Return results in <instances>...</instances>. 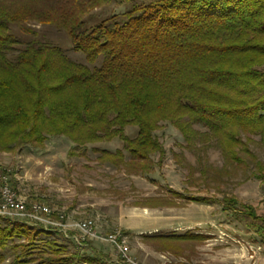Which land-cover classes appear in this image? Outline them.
Returning a JSON list of instances; mask_svg holds the SVG:
<instances>
[{
    "label": "trees",
    "instance_id": "1",
    "mask_svg": "<svg viewBox=\"0 0 264 264\" xmlns=\"http://www.w3.org/2000/svg\"><path fill=\"white\" fill-rule=\"evenodd\" d=\"M110 5L124 10L94 22V12ZM31 23L64 32L86 64L39 41ZM12 26L32 36L21 49ZM162 123L178 129L189 146L214 141L230 166L251 159L264 177L251 140L243 141H264V0H0V153L65 137L72 143L68 156L81 157L89 146L117 138L123 146L115 151L92 148L96 160L144 177L164 160L156 135ZM129 127L137 128L133 138ZM170 193L143 205L212 201ZM223 209L240 214L264 240V217L252 206L225 197ZM141 236L182 259L171 264H192L196 246L211 238L199 231ZM72 240L0 217V264L7 250L14 255L8 264H108Z\"/></svg>",
    "mask_w": 264,
    "mask_h": 264
},
{
    "label": "rangeland",
    "instance_id": "2",
    "mask_svg": "<svg viewBox=\"0 0 264 264\" xmlns=\"http://www.w3.org/2000/svg\"><path fill=\"white\" fill-rule=\"evenodd\" d=\"M124 8L110 5L94 12V22ZM37 39L61 47L73 61L85 63L82 53L73 50L68 36L50 25L31 23ZM24 47L32 36L12 26ZM17 51L9 53L15 59ZM98 63L97 65H99ZM195 130L205 128L194 125ZM133 138L136 127L126 129ZM156 135L164 149V160L147 176L126 174L109 164L96 160L92 148L115 151L122 148L120 139L89 146L86 156L69 157L72 143L65 137H52L42 148L23 146L9 153H0V175L7 174L12 186L29 202L43 203L52 209L53 221L69 228L70 236L81 241L73 243L83 253L102 254L108 264H118L121 255L114 244L105 241L108 234L120 231L129 246V257L140 264H171L182 261L166 252H158L142 239V234H169L194 231L210 235V239L195 248L192 264H264V240L249 230L240 214L223 209L225 197L252 206L264 217V177L255 162L247 165H228L214 141L198 139L190 145L181 132L169 123H162ZM257 161L264 165V141L260 136L243 137ZM241 156L244 155L241 153ZM158 163V156L154 157ZM194 169L189 175L188 167ZM175 190L189 197H207L212 201L199 203L175 198L176 206L149 207L143 205L152 197L168 195ZM96 223L97 236H86L74 230L83 220ZM71 228V229H70ZM5 264L14 255L6 251Z\"/></svg>",
    "mask_w": 264,
    "mask_h": 264
},
{
    "label": "built area",
    "instance_id": "3",
    "mask_svg": "<svg viewBox=\"0 0 264 264\" xmlns=\"http://www.w3.org/2000/svg\"><path fill=\"white\" fill-rule=\"evenodd\" d=\"M51 214L53 215V211L50 207L39 202H29L25 195L14 189L7 174L0 175V217L63 233L67 238L76 239L75 241L81 244L77 237L70 236L69 228L64 223L53 221ZM73 228L83 233V238L97 236L96 223L93 220L79 221ZM105 241L114 244L119 250L121 259L118 264H140L136 259L129 257V246L120 231L108 234Z\"/></svg>",
    "mask_w": 264,
    "mask_h": 264
}]
</instances>
